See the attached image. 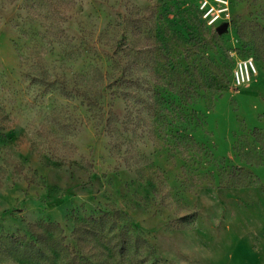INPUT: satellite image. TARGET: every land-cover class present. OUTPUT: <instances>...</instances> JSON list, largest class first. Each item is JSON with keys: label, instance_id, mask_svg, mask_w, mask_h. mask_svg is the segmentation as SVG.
<instances>
[{"label": "rangeland", "instance_id": "1", "mask_svg": "<svg viewBox=\"0 0 264 264\" xmlns=\"http://www.w3.org/2000/svg\"><path fill=\"white\" fill-rule=\"evenodd\" d=\"M0 264H264V0H0Z\"/></svg>", "mask_w": 264, "mask_h": 264}]
</instances>
